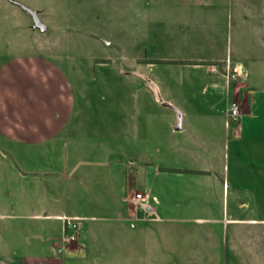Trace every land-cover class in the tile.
<instances>
[{
    "label": "rangeland",
    "instance_id": "1",
    "mask_svg": "<svg viewBox=\"0 0 264 264\" xmlns=\"http://www.w3.org/2000/svg\"><path fill=\"white\" fill-rule=\"evenodd\" d=\"M184 16L187 24H179ZM210 43L215 50L207 51ZM226 47L228 55L253 57L241 78L254 92L255 109L264 105V0H0V62L10 55L48 59L74 94L58 139L34 146L0 137V213L16 214L0 218V264L19 263L42 242L47 248L60 242L59 221L25 214L76 208L96 217L68 227L78 232L76 258L54 246L65 264H264V142L255 141L262 144L255 152L243 149L248 154L235 157L237 167L230 152L224 196L214 172H195L214 168L217 158L192 147L205 118L194 112L220 113L226 88L219 79L218 92L204 67L189 65L207 53L224 58ZM233 74L227 96L238 100L243 117L242 96L231 92L239 81ZM172 105L192 111L184 112L186 132L174 130L180 120ZM262 117L256 114L252 126L261 120L264 127ZM231 126L238 134L240 126ZM245 171L254 180H242ZM125 172L141 175L143 189L162 202L159 215L171 221L134 220L127 195L121 203L128 217L101 211L114 191L111 179L125 182ZM77 174L90 175L89 186L76 190ZM195 216L222 219L197 222Z\"/></svg>",
    "mask_w": 264,
    "mask_h": 264
},
{
    "label": "crops",
    "instance_id": "2",
    "mask_svg": "<svg viewBox=\"0 0 264 264\" xmlns=\"http://www.w3.org/2000/svg\"><path fill=\"white\" fill-rule=\"evenodd\" d=\"M197 1L198 0H181L183 4L191 2L195 3ZM186 19H188L186 16L179 17V24L186 25ZM215 49L216 44L210 43L207 51H212ZM252 59L253 57L249 53L242 51L236 52L233 56L231 54L228 55V47H226V53L224 58L210 57V55L207 53L204 56L195 58L194 60H192L195 62L189 65L193 68L204 67L205 73L210 75V77L207 79V84L209 83L212 88H216L218 92H220L221 87L218 86L217 81H219V79L222 80V85L225 86L224 91L226 88V94L224 99L225 104L226 96L227 94H229L230 89L229 83L227 85V81L224 76V70L226 68L232 69L233 73L237 74L236 76L239 77V81L236 80L232 82L231 89L233 95L237 94L238 96H242L240 100L242 103L241 105L243 107V117L238 134L235 133V131H232L233 127L231 125H226L224 109L220 110V113L218 114L216 113V111L213 113L212 110H206V114H199L197 112H194V115L205 116V118L202 120V125L198 128L203 134L197 136L200 139L198 140V142L195 143L196 146L192 145V147L202 149L204 151L201 153L202 157L208 155L212 158H217L216 162L214 161V168L210 167L205 168L203 170L198 169L196 171H201V173L205 172L202 174L208 176H210L214 172V178L219 180V182H217L218 185L220 183L222 184V196L225 195L227 188H229L228 162L230 161V152L233 154V166L237 167L238 162L235 161V157L238 158V155L241 151H244L246 154H248L247 151L243 149L249 150V148H251L255 152L257 148L262 145L255 143V141L260 140L264 142V127L263 125H260L261 120L258 122L259 125L257 124V127L252 126V123L255 121L254 116H256V114L260 117L264 116V105H257V109H255L254 105L256 104L254 101V92L251 91V86L248 84L247 80L241 78L243 77L241 72L242 69L251 67L252 65L250 62ZM203 62H205V64ZM237 83L239 86L238 91L235 90V84ZM73 109L74 94L72 91V85L70 83V80L62 71V69L59 66L54 65L52 62H50V60L39 56L10 55L8 57H4V59L0 62L1 138L26 145L43 146L45 144H48L53 140L58 139L59 136L64 132L66 126L70 121ZM172 110L175 111L176 118H179L180 120H177V123L174 126V130L179 132H186L187 130L184 126L183 120V116L185 115L184 112H188V114L190 115L192 111H185L184 109L180 108L178 109L173 105ZM250 120L251 125L248 123V121ZM219 123L221 124L220 126H218ZM260 127L262 130L260 132H255L258 131ZM187 138L189 137L186 135L185 139ZM200 141L201 143H199ZM205 149H218V151L216 153H212L211 151L206 152ZM261 158L264 159V153L261 155ZM206 163L212 164L213 162L208 161ZM157 165L158 164H156V166ZM156 166H154V169ZM158 166L160 167V165ZM237 171H241L240 168H238ZM125 173L129 174V172ZM249 173L250 172L245 171L244 178L242 180L247 179L248 181H251L252 178L249 177ZM109 176L112 178L111 175ZM90 179V175L84 176L77 174L76 190L81 185L89 186V184L87 183H89ZM123 183L126 182H122L119 178L115 181L114 179H111V183L108 187L112 188V190H114L115 192L110 191L106 193L108 200L104 202L102 201V203L106 204L103 209L101 208V211L103 212L115 213L112 214V217L118 220H123L130 214V211L128 209L129 207L126 208L127 213H124L121 206V200L123 199L122 194L124 191L122 188ZM143 183L145 184L144 180ZM117 197H119L118 203L116 201ZM161 203L162 202L160 200L159 204ZM131 211H133L131 212V217H133L134 220H143L134 218L135 211L132 209ZM10 215L16 216V214L0 213V218L2 216ZM25 216L30 219H45L48 221H59L60 223L57 226L60 235L63 229V219H61L62 217H71V222L74 223L73 227H77L79 221H86L94 219L96 217L92 213L79 210L78 208L54 211L44 209V212L42 213L28 212V214H25ZM160 217L163 218L162 221L172 220V217L170 216L161 215ZM192 219L197 222H202L204 220H221L222 218H204L195 216ZM232 220L236 221V219ZM249 221L254 222L255 220L253 221L252 219L248 220V222ZM260 221H264V219H261ZM53 225L55 224L52 223V226ZM74 232L78 235L77 231ZM42 244L43 246L40 248L39 252L26 253L19 257V263L14 262L13 264H65L66 257L60 256L53 250L56 244L57 247L59 246V242L56 243L51 241L49 246L50 248L44 247L45 242H42ZM67 246H69L68 249ZM77 247L78 244L75 240L74 242L65 245L63 248L64 250H69L68 255L72 257L71 259H73L76 258L75 255ZM13 254H16V251H14ZM1 259L2 257L0 256V261H2Z\"/></svg>",
    "mask_w": 264,
    "mask_h": 264
},
{
    "label": "built area",
    "instance_id": "3",
    "mask_svg": "<svg viewBox=\"0 0 264 264\" xmlns=\"http://www.w3.org/2000/svg\"><path fill=\"white\" fill-rule=\"evenodd\" d=\"M229 72V70H226V72L224 73L227 85L229 83V80L235 78V75ZM224 117L227 126L233 124L234 127L238 128L241 125L242 113L238 100L234 98H229L228 96L226 97ZM125 202L134 209V218L161 220L157 207V205L160 203L159 197L155 193H152L149 189H136L132 191L126 196ZM71 219V217H63L64 224L62 229V235L59 238L60 248H63L65 245L72 243L76 240L75 234L68 233L67 231V227L74 226V223L71 222Z\"/></svg>",
    "mask_w": 264,
    "mask_h": 264
},
{
    "label": "trees",
    "instance_id": "4",
    "mask_svg": "<svg viewBox=\"0 0 264 264\" xmlns=\"http://www.w3.org/2000/svg\"><path fill=\"white\" fill-rule=\"evenodd\" d=\"M176 170H178V169H176ZM190 171L192 172L193 170L186 169V172H190ZM195 172H197V171H195ZM199 172L201 173V171H198L197 173H199ZM127 174H126V179H125V182L126 183H124L125 186H124V191H123L122 197L130 194V192H132V190H135V189H143L145 187V184L143 183V180H142V177L141 176L139 177L140 179H136V178H134L133 172L131 174L130 173L128 175ZM136 180H138V181H136ZM126 185H127V187H126ZM134 185H136V186L133 187ZM132 187H133V189H132ZM121 205H122V203H121ZM122 210L124 211V213H127L126 212L125 204L122 205Z\"/></svg>",
    "mask_w": 264,
    "mask_h": 264
},
{
    "label": "water",
    "instance_id": "5",
    "mask_svg": "<svg viewBox=\"0 0 264 264\" xmlns=\"http://www.w3.org/2000/svg\"><path fill=\"white\" fill-rule=\"evenodd\" d=\"M31 12V14L34 16V17H36V14L34 13V12H32V11H30ZM36 25H38L39 26V28L41 29V30H43L44 29V26L36 19Z\"/></svg>",
    "mask_w": 264,
    "mask_h": 264
}]
</instances>
